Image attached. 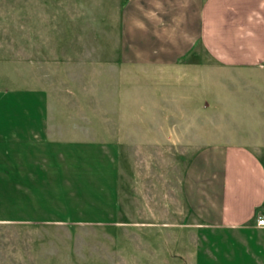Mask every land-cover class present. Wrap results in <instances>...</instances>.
I'll return each instance as SVG.
<instances>
[{
  "label": "rangeland",
  "instance_id": "1",
  "mask_svg": "<svg viewBox=\"0 0 264 264\" xmlns=\"http://www.w3.org/2000/svg\"><path fill=\"white\" fill-rule=\"evenodd\" d=\"M122 3L0 0V264L264 262L247 253L245 233L180 225L181 176L198 145L264 127L245 103L255 75L205 56L199 65L118 62ZM18 44L34 52L22 59ZM28 117L47 137L7 139ZM177 124L190 146H178ZM132 135L164 145L131 147Z\"/></svg>",
  "mask_w": 264,
  "mask_h": 264
},
{
  "label": "crops",
  "instance_id": "2",
  "mask_svg": "<svg viewBox=\"0 0 264 264\" xmlns=\"http://www.w3.org/2000/svg\"><path fill=\"white\" fill-rule=\"evenodd\" d=\"M119 22L118 62L140 66L185 62L199 65L205 56L214 67L235 74L248 71L256 77V89L251 95L246 91L250 100L245 103L257 109L252 114L264 117V0H123ZM17 51L22 59L34 52L19 44ZM28 59L33 65L42 63L34 62L31 56ZM215 107L216 104L212 116ZM28 119L29 123L16 127L15 133L12 129V136L6 138L24 143L27 139H42L43 135L46 138L49 130L43 121L35 125L31 122L33 118ZM180 127L181 124L176 125L179 134L175 140L187 141L182 146H188L190 141L181 136ZM5 130L9 132L8 128ZM2 132L1 128L0 141L4 137ZM237 135L239 138L235 140L227 136L222 142L198 145L181 176L183 213L188 216L180 225L210 233L226 229L231 234L225 236L232 238L245 233L247 237L241 239L246 251L258 259L260 254L264 256V227L255 224L258 214L264 217V127ZM138 137L142 144L132 135L128 141L134 143L129 146L164 145L163 136L149 140ZM164 138L170 142L168 134ZM25 146L31 145L27 142ZM28 161L35 162L31 156ZM25 175L27 180L36 179L31 172L23 178ZM0 221L8 222L4 217ZM163 221L162 224H169Z\"/></svg>",
  "mask_w": 264,
  "mask_h": 264
},
{
  "label": "built area",
  "instance_id": "3",
  "mask_svg": "<svg viewBox=\"0 0 264 264\" xmlns=\"http://www.w3.org/2000/svg\"><path fill=\"white\" fill-rule=\"evenodd\" d=\"M255 224H256V226L264 227V217L261 215H257V217L255 219Z\"/></svg>",
  "mask_w": 264,
  "mask_h": 264
}]
</instances>
